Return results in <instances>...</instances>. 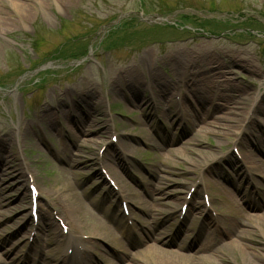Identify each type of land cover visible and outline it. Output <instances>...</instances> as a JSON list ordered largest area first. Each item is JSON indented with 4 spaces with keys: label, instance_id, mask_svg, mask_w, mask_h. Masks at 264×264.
Segmentation results:
<instances>
[{
    "label": "rangeland",
    "instance_id": "obj_1",
    "mask_svg": "<svg viewBox=\"0 0 264 264\" xmlns=\"http://www.w3.org/2000/svg\"><path fill=\"white\" fill-rule=\"evenodd\" d=\"M29 2L32 7L28 10V19L21 21L19 16L11 13L10 22L4 26V32H0V154H10L13 149L11 141L16 144L20 160L30 165V174L35 177L33 184L42 195L37 198L38 211L40 206L47 209L44 197H48L49 191L64 193L62 198L54 192V198L59 202L57 197H61L62 203L67 205L65 196L71 192L66 186L72 185L77 192H84L81 203L89 214L97 216V208L102 209L104 215L118 216L121 213L119 200L116 206L115 203L107 205V200L100 202V197L93 200L94 196L103 194L101 179L95 173L106 174V170L95 163V159L91 163L86 161L87 153L73 145L75 129L72 120L80 114L78 108H84L80 96L89 93L96 103L90 118L97 119V124L105 122L108 132L104 136L91 132L82 138L98 142L91 145L94 152L99 157L106 155L107 161L125 179L128 189L141 192L147 185H158L161 176L168 179V182L162 180L169 189L181 190V194L186 191L185 185L194 191L195 186L188 180L191 175H194L195 182L202 183L203 190L215 179L221 181L229 187V200L224 196L227 204L222 203L212 210V217L223 220L228 216V204L238 207L243 217L240 221L226 220L222 226L210 223L208 230L204 231V234L220 241L212 248L216 253L214 264L215 261L218 264H262L259 259L251 262L235 248L218 247L237 238L238 232L245 228L243 224H246L248 230L252 229L251 239L263 246V250H257L264 254V166L260 174L254 172L251 177L245 170L242 154L243 149L251 150L264 165V153H261L264 143L261 141V149L255 147L259 139L264 141V0ZM235 53L243 61L237 58L230 63L226 56ZM190 54L193 61L182 68ZM204 54L219 62L223 77H218V72L207 75L205 69H201L199 64ZM143 56L147 57L144 67L141 66ZM244 61L253 66L252 70L242 65ZM178 62L181 65H177ZM184 71L187 72L188 85L176 78ZM129 76L137 77L135 80L142 86L143 83L149 84L137 91L140 99L152 98L163 107L153 108L152 103L143 110V105L129 104L127 100L131 95L125 84ZM153 78L166 83L160 96L152 93ZM213 78L219 79L214 83ZM209 83L213 84L211 86L218 97L211 103L208 114L204 115L199 111L197 96L207 94ZM184 100L196 111L195 122L184 118L183 110L178 112L174 108ZM76 101L78 108L73 106ZM40 111H50L51 114L44 117ZM168 114L170 117L165 116ZM221 116L232 119L223 120ZM248 121L250 125H247ZM239 125L245 131L241 136L242 146L237 140L226 141L227 135L234 130L232 127ZM239 130L243 132V128ZM40 132L44 142L38 139ZM218 132L225 134L219 143L216 142ZM112 134L118 140L122 138V142L113 143ZM121 146L127 154L118 153L115 162L114 151L119 152ZM229 154L236 156L237 169L226 162L225 157ZM69 156L78 163L69 164ZM187 166L195 167L194 173L181 174ZM207 166L222 170L224 176L236 181L224 180L215 172H207L203 179L201 174ZM4 168H0V182L7 187L4 194L6 198H12L8 204L11 206L20 200L16 198V191L13 192L16 183L10 178L2 181ZM112 185L117 188L113 181ZM172 198L166 199L171 201ZM206 198L202 193L195 200ZM29 202L27 199L22 203L25 209L0 222V257L8 262L29 247L27 231L23 236L13 235L18 228L15 222L29 214ZM49 211L60 230L61 217L57 210ZM132 211L134 218L142 214L137 207ZM253 215L260 216L262 222L254 220ZM98 216L101 217L100 214ZM89 222L91 220L87 219L86 227ZM175 225L167 222L159 229L173 230ZM24 227L30 228V223ZM198 230L199 224L195 219L182 227V233L188 231L195 235ZM33 233L38 239L47 234L42 229L30 234ZM63 234L66 235L64 230ZM19 239L23 247L13 245ZM92 241L98 245L94 259L99 262L102 254L113 264H127L129 253L135 254L145 245L137 236L122 237L118 245L97 238ZM196 246L197 243L189 244L184 252L193 253ZM48 247H42V257L57 256Z\"/></svg>",
    "mask_w": 264,
    "mask_h": 264
},
{
    "label": "bare ground",
    "instance_id": "obj_2",
    "mask_svg": "<svg viewBox=\"0 0 264 264\" xmlns=\"http://www.w3.org/2000/svg\"><path fill=\"white\" fill-rule=\"evenodd\" d=\"M29 1L30 0H0V32H4L6 28L4 26L7 25L8 22H10L11 19L9 16L11 13H14L19 16L21 18V21H25L28 19V10L32 7ZM3 5H5L6 8H4ZM192 54H190L186 63L181 66L182 68H186L188 65L191 64V62L193 61ZM229 55L230 56L226 57L229 58L230 63L235 62V59L237 58L240 61H243V59L239 58V54L235 53ZM201 58V64L199 65L201 66L202 70L203 68L205 69L207 75L213 72L214 75L216 72H218L220 74L218 77L224 76L223 71H221L220 68L221 66L215 58L210 57L208 54H204L203 56H201ZM146 59L147 57L143 56V59L141 60L142 67L146 65ZM245 62L248 61H244L242 65L244 64V67H247L248 69L252 70L253 66L250 64L248 65ZM177 65H181V63L178 62ZM195 72L197 71H194V73ZM130 73H132V71H130ZM186 74L187 72L184 71L182 74L176 77L179 81L183 82L184 85H188L186 81ZM136 78L137 77L129 76L125 82L126 87L129 89V93L131 95L130 98L127 100L129 104L137 106L143 105V110H145L146 107L148 108V106L152 105V103L154 104L153 108L163 107L162 103L153 102L152 98L145 100L144 98L140 99L138 97L137 91L142 90V88H144V85L146 87L149 84L143 83L142 86V83L140 81L135 80ZM183 79H185L186 82L182 81ZM217 79L219 78H216L215 80L213 78L214 83ZM165 84L166 83L161 80L159 83L158 79L154 81L153 78L151 84V89H153L152 93H155V96H160V93L166 88ZM211 85L213 84L209 83V86L207 87L208 92L206 95L201 93L199 94V96H197V102L200 105L199 111L203 112L204 115L208 114L209 108H211V103H213L214 99L218 97V93L214 91ZM207 95H209V97ZM80 99H82L81 102L84 104V108H78L77 101L75 105H73L75 106V108H78L80 112V114L76 115L74 120H72L73 127L75 129L74 133L72 134L73 145H75L79 149L81 148L83 152L87 153L86 161L91 163L93 162L92 160L95 159V163H97L98 165L101 164L102 167L106 169L107 174L115 181V185L119 187V191H114L113 188L108 186L105 176L102 175L100 172H96L95 174H98V179H101L99 183H101V191L103 192V194H98L94 196L93 200L96 201L97 197L100 196V202L107 199V203H117L118 200L122 199V201H126V203L128 204L130 210L129 215L132 216L133 207L139 208L142 214L137 215V217L133 218L132 225H129L128 221L132 219H130V216L125 217L122 213L118 216L108 214L104 215L102 210L100 208H97L98 215L100 214L101 217H99L98 215L94 216L92 214H89L84 208V204L82 205L81 203L83 200L82 196L84 192H77V189H75L72 185L66 186V189L71 192V194L65 196L67 197L68 201L67 205H64L61 201V197L64 195V193H61L60 190L54 191L57 192L56 194L59 193L58 195L61 196L57 197L59 201L57 202L56 198H54L56 194H54L53 191H49L48 197L43 196L45 198V205L47 206V209L43 210L42 206H40L38 212L37 227H35L37 231H41V229L45 230L47 232V235L41 240L33 238L31 243L29 244V247L25 250V253L22 256H13L9 262L0 257V264H26L28 261V264H102V262L107 264H113L102 254L99 255V262L94 259V256L96 257L94 253L98 250V245L94 241H92V239L97 238L104 241H113L116 243V245H118L120 241V239L118 238L119 235H121L122 237H126L130 234H134L135 232L137 233L139 240L141 242H144L145 245L141 251L135 254H130L128 251L120 249V251L129 253V262L127 264H214V256L216 255V253L212 252V248L215 247V245L218 244L220 241H218L214 236L204 234V231L208 230L207 227L210 225V223L222 226L224 225L226 220L240 221L243 217L240 215L241 213L238 212L237 208H234L229 204L228 216H226L223 220H218L211 216L210 209L215 210L220 204H227L224 199V196L227 200H229V187L224 185L221 181L215 179V182H212L211 186H209L208 183L205 185L206 189L203 190L202 183L200 185L199 182H195L193 184L195 186V189L193 193H191L190 198L187 199L185 195L189 193L188 185H185L186 191L184 192V194H181V190L176 191L169 189L167 187V183L162 180L164 179L168 182V179L164 176H161L158 185H147L143 187V190L141 192L128 189L124 184L125 179L121 174L115 171V169L111 165V162L109 163L107 161L106 155L99 157L97 155V152H94L95 148L91 145H96L98 142L93 139L82 138L83 135L91 132H98L99 136H104L106 132H108V126L105 127V122H99L97 124V119L90 118V116L92 115L91 113L95 111L96 104L94 102V98H92V95H90L89 93L84 94L83 96H80ZM139 101L141 102L138 104ZM166 105H168V103ZM174 108L177 109L178 112L180 110H183L182 116L187 120H192L193 122H195L194 119L196 116V111L192 109V107L188 104V102H186V100H184L180 104L174 105ZM254 109L257 113L260 112V110H258V107L255 106ZM50 111H40V113L42 116L45 117V115L51 114ZM160 111L161 113H163L162 109ZM165 116L170 117L169 114ZM221 118L223 120L232 119L227 116H221ZM248 124L250 125L249 121L247 122V125ZM214 125L218 127L221 126L217 124ZM232 128H234V130L230 131V134L227 135V137L229 138L226 141L232 139L235 141L237 140L238 145L242 146L241 136L245 132L244 127L239 125L237 127L233 126ZM242 128L243 132L242 130H239ZM216 134V142L219 143L220 140L225 137V134L219 132ZM38 139L41 142H44L42 132L39 133ZM121 140L122 138L118 140V143ZM259 141L260 142H257V144L255 145L257 149H261V141L264 143V141L261 139H259ZM11 143L13 147L12 152H10V154H7L6 156L0 154V168L2 166L5 167L3 170V174L5 176L2 181H4L5 178H10L13 180L14 183H16L17 186L15 187L13 192L16 191V198L19 197L20 201L15 205L9 206L8 204L10 203L12 198H6V194H4V192L7 187L5 188V185L2 186V183L0 182V222H4L5 220L9 219L10 216L15 212H18V210L21 211L22 209H25V206L22 203L25 202L27 199L30 200L31 197L28 183H30V180L35 178L32 174H30V165H25L20 160L16 144L12 141ZM126 151L127 150H125L123 146H121L119 152L115 150V157L113 158V160L116 162V160L118 159V153H121V155H126ZM262 152L264 153V149L261 151V153ZM242 154L243 161L245 162L246 172H248L251 177H253L254 172L260 174L262 171L261 168L262 166H264L261 160H259L258 157L251 150L243 149ZM69 155L72 156L70 152ZM71 156H69L68 158H70ZM15 160H18L19 163H14ZM225 160L230 166L232 165L231 167L236 169L238 168L236 165V163H238V161L236 160V156L229 154L225 157ZM67 162L69 164L75 165L76 163H78V160L70 158V160L68 159ZM203 165H205V163ZM211 167L212 166H207L206 168H204V173L201 174L203 179L206 177L207 172H215L219 177L222 175L224 180L236 181L235 179L230 180V177L228 175L224 176L222 170H215L213 169V167ZM191 169L192 168L190 166H187L181 172V174L187 175L188 173H194L195 167L194 169ZM191 176L192 177H190L188 180H190V183H193L195 177L194 175ZM172 184L176 183L173 182ZM180 184L184 187L182 183ZM66 189H64V191H66ZM202 193L204 195H208V207L205 205L204 200H195V198L200 197ZM39 194L40 193H38V195ZM169 196H173V198L175 199L172 198V200L169 201L166 199ZM183 204L187 205L186 211L180 220H176L178 214L177 212L181 211V209L178 210V207H181V205ZM50 209L57 210L63 223L69 226L70 232L68 231L66 234L72 235L70 237L71 242H77L81 240L80 244H84L83 246H80L75 249L74 255L72 256L65 253V250L72 247H70L69 244L63 245V240L66 238L67 235H64L63 232L58 229L53 215H51L49 211ZM31 218L32 216L30 214L26 217L21 216L18 221L15 222V225L17 226V224L19 223V226H17L18 228L16 229V231H14L13 235L19 234L23 236V233L26 231V233H29L30 229L24 226L32 221ZM103 218H107L109 221H105ZM252 218L254 220L262 222L260 216L253 215ZM87 219L89 221L91 220V222H89L88 227L85 226ZM191 219H195L199 222L198 233L195 235L191 234L188 231L182 233V226H184L186 222L188 223V221H190ZM167 222H170V224L174 223V225L176 223L175 228L173 230L164 228L163 231H160L159 227L163 226ZM243 226H245V228L243 227L244 229L238 232L237 238L230 239L227 243L221 245L218 248H225V246L226 248H235L241 254H244L246 257H248L251 262L253 261V259H259L262 260L261 263L264 264V254L260 253L257 250L259 248L263 250V246H259L255 240L251 239L252 235L250 234L252 233V229L248 230V225L246 226V224H243ZM22 228L24 230H22ZM81 234H87V239H83ZM28 238L29 237H27V239ZM55 240H58V242L60 243H57ZM196 243L197 246L193 253L184 252L188 250L189 244L195 245ZM17 244L23 247L21 239L16 240L13 245L16 246ZM44 245H49L48 250H53L58 254V256L51 260L42 258L40 253L41 248ZM172 245L175 247H172ZM253 246L258 247L256 248ZM19 251H21V249L18 250V252ZM139 254L142 255L138 256ZM215 262V264H218L217 261Z\"/></svg>",
    "mask_w": 264,
    "mask_h": 264
}]
</instances>
